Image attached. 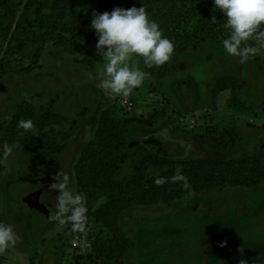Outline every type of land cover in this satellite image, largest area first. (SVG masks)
Listing matches in <instances>:
<instances>
[{
    "label": "rangeland",
    "instance_id": "obj_1",
    "mask_svg": "<svg viewBox=\"0 0 264 264\" xmlns=\"http://www.w3.org/2000/svg\"><path fill=\"white\" fill-rule=\"evenodd\" d=\"M42 1L51 5L55 0ZM100 1L72 0L81 14ZM26 36L20 30L12 41H0V64L9 42L16 45ZM92 49L97 53L96 45ZM38 51L40 70L21 74L17 72L21 63L13 62L0 73V124L12 120L17 98L39 93L41 105L55 100V110L68 121L53 125L56 131H67L73 121L80 127L72 132L67 150L52 156L50 163L28 157L18 142L10 143L12 151L2 160L0 222L13 224L19 239L0 253L4 257L0 264H29L35 250L36 264H113L91 256V242L106 239L109 233L89 211L83 231L74 232L70 223L59 225L50 219L57 194L49 189L53 177L62 168L76 191L74 165L94 138L107 108L113 120L160 116L152 127L129 126L124 152L130 160L120 177L129 174L134 161L145 154L167 160H245L249 166L262 162L264 50L241 62L221 47L201 46L174 54L168 61L174 69L163 79L149 73L142 57H133L130 63L147 76L126 98L97 87L96 75L104 62L100 55L94 72L52 43L31 44L20 57L33 58ZM226 76L245 84L243 99L251 110L235 109L230 91L212 96L210 85ZM150 86L162 94L150 93ZM84 111L85 117H80ZM159 173L151 170V176ZM121 224L135 243L127 264H240L241 259L264 264V183L250 189L193 194L168 207H136L121 216Z\"/></svg>",
    "mask_w": 264,
    "mask_h": 264
},
{
    "label": "trees",
    "instance_id": "obj_2",
    "mask_svg": "<svg viewBox=\"0 0 264 264\" xmlns=\"http://www.w3.org/2000/svg\"><path fill=\"white\" fill-rule=\"evenodd\" d=\"M133 6H144L150 18L159 24L163 35L174 44L173 55L205 45L223 48L221 42L230 33V29L224 26L226 17L215 9L213 0H101L86 14L79 13L72 0H55L51 5L42 0H0V41H12L20 30L27 32V36L16 45L9 42L0 64V73L6 72L13 62L21 63L17 70L21 74L40 70V51L33 58L20 56L31 44L44 46L47 43L75 57L74 62L86 71H96L98 57L92 47L97 43V35L90 27L93 13ZM247 43L256 45L252 40ZM173 69L167 62L151 67L149 73L163 79ZM210 87L213 88L212 96L230 91L231 104L235 109L251 110L243 99L245 84L238 78L226 76ZM149 89L150 93L162 94L154 86ZM17 99L12 120L8 124H0V137L3 139L0 146L7 144L10 147L11 142H18L26 156L50 163L52 156L67 150L72 132L80 127V123L73 121L67 131H56L53 125L63 126L68 121L55 110V100L41 105L39 93ZM80 117H85V111L80 113ZM159 118L157 113H153L147 118L113 120L111 109H105L100 115L94 138L82 150L74 165L76 191L84 194L88 211L109 233L108 238H96L91 242V256L96 259L127 264L135 243L126 226L121 224V216L133 208L168 207L189 195L250 189L264 183V151L260 159L262 162L258 160L250 166L245 160H167L145 154L134 161L129 174L120 177L123 167L130 160L124 152L129 126L152 127ZM21 119H30L34 129L25 131L17 127ZM3 158L0 147V180L4 170ZM177 167L188 178L190 194L179 182L166 180L160 186L153 183L157 175L170 178ZM152 169L160 170V173L151 176ZM37 256L35 250L29 264H36ZM3 260L4 257H0V263Z\"/></svg>",
    "mask_w": 264,
    "mask_h": 264
},
{
    "label": "clouds",
    "instance_id": "obj_3",
    "mask_svg": "<svg viewBox=\"0 0 264 264\" xmlns=\"http://www.w3.org/2000/svg\"><path fill=\"white\" fill-rule=\"evenodd\" d=\"M213 3L215 9L226 17L224 26L230 29L228 37L221 42L228 55L237 56L244 62L264 50V0H213ZM90 27L97 35V54L104 60L96 75L97 87L112 96L126 98L144 82L147 73L135 63H130L133 57H142L143 64L151 68L166 64L174 53V44L163 35L159 24L150 18L144 6L128 9L116 7L111 12H94ZM249 40L255 41L256 46H250L247 43ZM17 127L25 131L34 129L30 119L19 120ZM0 147L4 155L12 151L7 144ZM166 180L181 183L190 194L191 185L179 167L170 178L157 175L153 183L160 186ZM53 181L49 189L57 194L50 219L59 225L70 223L74 232L83 231L88 219L86 197L73 190V181L62 168ZM18 239L13 224L0 222V253ZM240 264L247 262L241 259Z\"/></svg>",
    "mask_w": 264,
    "mask_h": 264
},
{
    "label": "built area",
    "instance_id": "obj_4",
    "mask_svg": "<svg viewBox=\"0 0 264 264\" xmlns=\"http://www.w3.org/2000/svg\"><path fill=\"white\" fill-rule=\"evenodd\" d=\"M74 246H76V243H74Z\"/></svg>",
    "mask_w": 264,
    "mask_h": 264
}]
</instances>
